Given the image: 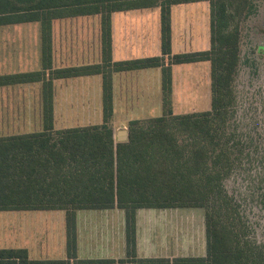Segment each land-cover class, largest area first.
Masks as SVG:
<instances>
[{
	"label": "trees",
	"instance_id": "16d2710c",
	"mask_svg": "<svg viewBox=\"0 0 264 264\" xmlns=\"http://www.w3.org/2000/svg\"><path fill=\"white\" fill-rule=\"evenodd\" d=\"M198 1L209 3V48L173 54L171 7ZM240 1L0 0V26L39 22L43 70L0 76V86L43 82L42 130L0 137V211L63 210L66 237V259L32 260L26 249L0 248V264H264V243L246 236L237 204L223 185L233 167L227 127L234 114ZM155 7L160 55L112 62L111 14ZM87 15L99 16L101 63L52 70V20ZM198 62L209 64L210 108L174 114L172 67ZM146 68L160 69L162 115L129 121L127 139L116 141L110 124L111 74ZM88 75L101 79V124L54 129L51 79ZM111 208L124 211L126 257L77 259L75 212ZM140 208H202L205 257L136 259Z\"/></svg>",
	"mask_w": 264,
	"mask_h": 264
},
{
	"label": "crops",
	"instance_id": "0c3cea01",
	"mask_svg": "<svg viewBox=\"0 0 264 264\" xmlns=\"http://www.w3.org/2000/svg\"><path fill=\"white\" fill-rule=\"evenodd\" d=\"M202 1L171 7L173 54L209 48L200 16L190 29L175 22L176 13ZM184 20H186L184 18ZM209 23V4H208ZM178 27V29H177ZM201 32V36L199 34ZM160 55L159 9H133L111 14V61L122 62ZM39 22L0 26V76L42 71ZM101 63L98 15L63 17L51 22V69ZM207 62L172 67V101L176 76ZM49 71L44 77H49ZM52 117L56 130L102 122L99 75L52 78ZM113 114L110 124L119 141L131 120L162 115L159 68L118 71L111 74ZM43 82L0 86V137L38 133L43 128ZM196 98V95L193 99ZM193 112V111H192ZM190 112V113H192ZM194 112H199L195 111ZM201 112V111H200ZM173 113L177 114L174 112ZM125 139V140H126ZM123 140V141H125ZM10 213L0 231V248H23L32 260L66 259L63 210L0 211ZM76 258L121 260L126 257L125 215L122 209H82L75 212ZM3 230V229H2ZM206 254L202 208H140L135 213L136 259L202 258ZM73 261L70 260V264Z\"/></svg>",
	"mask_w": 264,
	"mask_h": 264
},
{
	"label": "rangeland",
	"instance_id": "374dc122",
	"mask_svg": "<svg viewBox=\"0 0 264 264\" xmlns=\"http://www.w3.org/2000/svg\"><path fill=\"white\" fill-rule=\"evenodd\" d=\"M202 3V6L189 5L183 12H177L175 22L180 26L185 22L191 30L195 25L194 17L198 15L201 18L198 23L202 24L207 37L209 3ZM238 6L239 60L233 82L234 114L227 127L234 143L233 167L223 185L237 204L246 236L264 243V0H241ZM198 34L200 37L201 32ZM198 65L201 68L176 76L175 99L173 103L170 95V103L177 114L210 108L209 69L206 71L203 63ZM9 215L0 212L2 233L4 219Z\"/></svg>",
	"mask_w": 264,
	"mask_h": 264
},
{
	"label": "water",
	"instance_id": "95a60500",
	"mask_svg": "<svg viewBox=\"0 0 264 264\" xmlns=\"http://www.w3.org/2000/svg\"><path fill=\"white\" fill-rule=\"evenodd\" d=\"M126 139V137H125V135H124V132L122 131L121 133H120V137L118 138V140L119 141H123V140H125Z\"/></svg>",
	"mask_w": 264,
	"mask_h": 264
}]
</instances>
